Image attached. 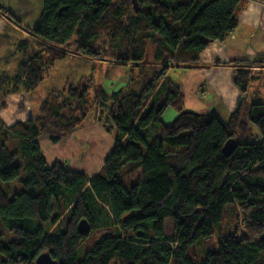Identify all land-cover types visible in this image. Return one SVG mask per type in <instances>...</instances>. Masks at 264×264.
Masks as SVG:
<instances>
[{"label": "trees", "instance_id": "1", "mask_svg": "<svg viewBox=\"0 0 264 264\" xmlns=\"http://www.w3.org/2000/svg\"><path fill=\"white\" fill-rule=\"evenodd\" d=\"M242 0H44L42 15L16 44L17 74L0 73V111L6 97L30 94L68 53L114 66L161 68L143 72L140 90L130 84L112 92L93 79L52 91L35 117L6 126L0 118V264H35L48 252L59 264H264V70L260 57L232 60L241 97L227 121L184 108V96L168 73L199 68L200 54L225 42L239 25ZM0 18L20 27L0 5ZM149 48H152L150 60ZM9 63V61H6ZM91 93L93 96L90 98ZM95 108V120L114 135L115 147L102 174L73 172L60 162L48 166L39 144L58 142L80 128ZM173 108L177 117L162 119ZM236 145L230 154L224 147ZM15 140L13 150L8 142ZM140 170L129 189L121 171ZM18 182L21 188L8 185ZM69 209L65 229L49 231ZM235 221L216 236L225 211ZM238 212V213H237ZM230 213V212H229ZM230 214V215H231ZM87 220L88 234L78 224ZM174 222L166 235L165 222ZM114 228L78 257L94 230ZM218 228V229H217ZM221 232V231H219ZM215 237L216 249L189 250Z\"/></svg>", "mask_w": 264, "mask_h": 264}, {"label": "crops", "instance_id": "2", "mask_svg": "<svg viewBox=\"0 0 264 264\" xmlns=\"http://www.w3.org/2000/svg\"><path fill=\"white\" fill-rule=\"evenodd\" d=\"M238 20V28L225 42H214L200 54L199 68H181L178 84L184 96V108L191 107L186 110L215 114L227 121L237 109L241 93L234 82V69L226 64L236 59L252 61L260 57L264 60V0H242ZM6 28V21L0 19V34ZM33 93L6 97L7 107L0 112V118L8 127L35 117L37 111L33 113L31 105ZM89 125L84 123V127L58 142L50 136L41 137L39 144L48 165L60 162L73 172L88 176L100 174L115 147V139L100 122L95 120ZM89 129L90 138L87 137Z\"/></svg>", "mask_w": 264, "mask_h": 264}, {"label": "rangeland", "instance_id": "3", "mask_svg": "<svg viewBox=\"0 0 264 264\" xmlns=\"http://www.w3.org/2000/svg\"><path fill=\"white\" fill-rule=\"evenodd\" d=\"M0 5L3 6L7 11H9L19 21L21 26V28L16 27L15 25L9 23L6 19L0 18L1 20H5L7 23L6 30L0 34V73H7L9 76H14L19 70L20 64L31 57V50L25 56L17 54L16 44L28 35L26 33L25 28L33 27L39 20L43 12L44 0H0ZM149 54L151 60L152 48H149ZM6 61H9V63H6ZM230 62L231 61H229L228 63ZM250 68L253 71L264 70L262 66L258 67L257 64L251 65ZM160 71V67L153 65L146 66L143 70V72H148L151 74L150 79L154 75L160 73ZM143 72L140 69H132L131 66H114L108 63L101 62L100 60L92 57H86L81 55L75 56V54L73 53H68L67 56L63 60L58 61L53 68L44 72L43 83L32 95L33 100L31 102V105L33 107L32 109L34 110L33 113L36 111L38 113L41 104L39 105V107L37 104L41 103L43 100L48 98L52 91H61L64 88H69L72 85L75 86L81 81L82 78L93 79L97 85L103 86V88L108 92L120 89L122 86H125L127 84H130V89L132 90H140L142 88L145 77L144 75H142ZM181 72L182 69H174L170 70L168 73V77L175 84H177L178 87H180V84L178 83H181ZM259 89L262 91V97H264V81L260 83ZM92 96L93 93H91L90 98ZM185 108L190 109L191 107L189 106ZM177 115V112L173 108H169L164 113L162 119L165 123H170L177 117ZM94 121L95 108L92 109L90 116L88 117V119L85 120L84 123H86V125H89ZM3 123L8 126L5 122ZM83 125L81 126V128L84 127ZM92 128L94 127H90V129ZM90 129L87 131V137L89 136V138ZM8 146L13 150H17L19 148L18 142H15V140L9 141ZM103 169L104 167L100 171V174L103 173ZM140 173V170L128 172L127 168H124L118 175L117 181H121L124 184L125 188L129 189L132 185L137 182V180H139ZM8 185H11L10 188L12 189L13 187L21 188L17 181ZM59 207L62 212V218L60 219V221L54 226H50L49 223H43L45 228L49 231L62 232L65 229L66 221L69 217L70 211L69 209H65L63 207L62 202H59ZM236 211L237 210L234 205L230 206V208L225 211L224 220L221 226L219 227V231L221 232L218 231L216 236L218 235L219 237L225 235L227 229L233 227L235 221L233 218H231L233 215L231 214V212L234 213ZM114 232V228L99 229L92 231L89 237H87V239L80 244V247L77 251L78 257L82 259L84 257L85 251L88 250L94 243L99 241L102 236ZM165 232L166 235L173 234L174 222L172 220H166ZM0 233L4 235V241L6 242L13 239L12 234L2 226L1 222ZM215 244V237L206 239L202 241L201 244L198 243L192 246L189 250V255L193 258V260L198 261L201 250L203 249L206 251H213L216 249Z\"/></svg>", "mask_w": 264, "mask_h": 264}, {"label": "water", "instance_id": "4", "mask_svg": "<svg viewBox=\"0 0 264 264\" xmlns=\"http://www.w3.org/2000/svg\"><path fill=\"white\" fill-rule=\"evenodd\" d=\"M235 145H236L235 140L232 139L228 141L224 147L225 153L230 154L234 150ZM78 229L81 234H88L91 228L87 220H81L78 224ZM35 264H59V263L56 260H54L48 252H44L37 257Z\"/></svg>", "mask_w": 264, "mask_h": 264}]
</instances>
